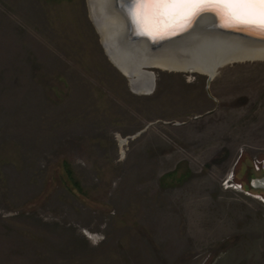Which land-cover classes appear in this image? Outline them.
<instances>
[{
    "label": "rangeland",
    "instance_id": "rangeland-1",
    "mask_svg": "<svg viewBox=\"0 0 264 264\" xmlns=\"http://www.w3.org/2000/svg\"><path fill=\"white\" fill-rule=\"evenodd\" d=\"M142 70L89 0H0V264H264V60Z\"/></svg>",
    "mask_w": 264,
    "mask_h": 264
},
{
    "label": "bare ground",
    "instance_id": "bare-ground-1",
    "mask_svg": "<svg viewBox=\"0 0 264 264\" xmlns=\"http://www.w3.org/2000/svg\"><path fill=\"white\" fill-rule=\"evenodd\" d=\"M114 1L117 10L113 9V6L110 8L108 0H89L90 11L95 18L102 41L107 46L106 50L108 51V55L120 70L134 81L136 87L135 90L137 89L139 91L148 92L152 87L151 79L153 77H151V73L149 74V77L147 72L142 70L143 67L156 66L162 69L183 70L189 72L198 71L205 73L206 75L213 71L211 75L213 76L214 64L217 63L216 60H226L223 58L225 53L229 52L226 47L229 46V43L235 40L230 39V42L225 41L226 43H216L209 40V38H211L210 36L206 37L209 35L208 33L201 31L195 35L194 40L190 44L184 45V47H177L174 49L176 46H170V48L165 46L156 49L150 46L151 42L157 41L159 38L162 39V37H165L166 35L171 36L187 32L192 27L191 25L195 18L183 29H164L162 21H153L147 26L138 27L137 24L132 21L131 17L127 15V6L131 4L132 0ZM206 11L209 12V15L201 17V21L204 23L203 26L208 25L209 27V24L211 23L215 27L219 26V22L222 20L220 15L215 11ZM213 18L217 23L211 22ZM132 25L135 26L137 31L142 33L146 39L144 38V40L142 39L138 42L132 43L131 49L128 50L126 48L127 45L123 46L124 44L122 43V40L124 39V36H128L133 32ZM157 28L159 29V32H155V29ZM149 31H154L155 38H153V35L148 34ZM249 31L254 32L252 30ZM201 38H203V40L198 43ZM260 38L264 39V36ZM238 44L237 45L240 48H237V50H233L230 53L238 56L239 51L240 53L246 51L245 54L247 55L264 58V45L257 46V44L242 43L241 41H239ZM145 77L147 78L145 79Z\"/></svg>",
    "mask_w": 264,
    "mask_h": 264
},
{
    "label": "snow or ice",
    "instance_id": "snow-or-ice-1",
    "mask_svg": "<svg viewBox=\"0 0 264 264\" xmlns=\"http://www.w3.org/2000/svg\"><path fill=\"white\" fill-rule=\"evenodd\" d=\"M206 10L215 11L226 25L245 24L264 30V0H132L127 15L138 27L162 21L164 29H183ZM148 34L155 38L154 31Z\"/></svg>",
    "mask_w": 264,
    "mask_h": 264
},
{
    "label": "water",
    "instance_id": "water-1",
    "mask_svg": "<svg viewBox=\"0 0 264 264\" xmlns=\"http://www.w3.org/2000/svg\"><path fill=\"white\" fill-rule=\"evenodd\" d=\"M206 15H209L208 11H204L202 13H200L194 20V22L192 23V27L184 33L178 34V35H171L168 36L166 35L165 37L159 38L157 41L151 42V45L153 48L158 49L159 47H169L170 46H176L174 47L177 48H181L184 47V45L190 44L194 38L195 35H197L198 33H200L201 31L208 33L209 35L206 37H211L209 38V40L213 41V42H225V41H229L230 39H235L234 41H232L231 43H229V46L226 47L227 51L225 55L223 56V58H225L226 60H221V59H217L214 65V75L217 71V69L221 66H223L224 64L230 63V62H236V61H242V60H256V59H263V57H255L252 55H247L245 54L246 51H242V53H240L239 51V55L236 56L235 54H232L230 52H232L233 50H237V48H240L238 45L239 41H241L242 43H248V44H257V46L259 45H264V39L260 38L264 36V30H261L258 27L255 26H251V25H245V24H233V25H226L224 21H220L219 22V26L215 27L212 23L209 24L207 26H203V21H201V17ZM212 18V16H211ZM211 22H216V20L213 18L211 20ZM223 22V23H222ZM132 25V30L133 32H131V34H129L128 36H124V39L122 40V43L124 44L123 46H126V48L128 50L131 49V44L138 42L140 40H144L145 36L138 32L136 27ZM230 28V29H227ZM249 30H252L254 32H251ZM130 31V30H129ZM256 32V33H255ZM249 36H247V35ZM260 34V35H259ZM174 36V37H173ZM260 36V37H258ZM126 37V38H125ZM146 39V38H145ZM121 40V39H120ZM201 40H203V38H201L199 40L198 43L201 42ZM226 43V42H225ZM238 44V45H237ZM105 45V43H104ZM106 46V45H105ZM238 46V47H236ZM107 48V46H106ZM241 55V56H240ZM246 55V56H243ZM213 65V66H214ZM213 72V71H212ZM212 72L210 74H208V82L211 80V78L214 76L212 75ZM251 181V186L254 187H258V183L264 182V177H258V178H250Z\"/></svg>",
    "mask_w": 264,
    "mask_h": 264
},
{
    "label": "built area",
    "instance_id": "built-area-1",
    "mask_svg": "<svg viewBox=\"0 0 264 264\" xmlns=\"http://www.w3.org/2000/svg\"><path fill=\"white\" fill-rule=\"evenodd\" d=\"M259 162H257L255 165H254V168H255V170H259ZM229 182V180H226V183H228ZM229 187H233L234 189H238V188H240L241 187V185H235V184H229L228 185Z\"/></svg>",
    "mask_w": 264,
    "mask_h": 264
},
{
    "label": "flooded vegetation",
    "instance_id": "flooded-vegetation-1",
    "mask_svg": "<svg viewBox=\"0 0 264 264\" xmlns=\"http://www.w3.org/2000/svg\"><path fill=\"white\" fill-rule=\"evenodd\" d=\"M258 187L264 186V182L258 183Z\"/></svg>",
    "mask_w": 264,
    "mask_h": 264
}]
</instances>
